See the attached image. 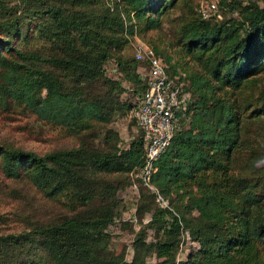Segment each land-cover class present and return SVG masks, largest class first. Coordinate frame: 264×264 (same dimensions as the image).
<instances>
[{"label": "trees", "instance_id": "16d2710c", "mask_svg": "<svg viewBox=\"0 0 264 264\" xmlns=\"http://www.w3.org/2000/svg\"><path fill=\"white\" fill-rule=\"evenodd\" d=\"M11 1L0 0V108L20 106L77 135L78 145L44 155L0 145L7 177L26 178L66 206L0 235V264H264V4L221 0L227 15L218 6L220 18L204 19L197 5L178 20L176 41L199 71L187 81L167 68L188 97L155 162L152 183L170 201L161 208L136 177L140 130L123 144L106 126L130 114L146 89L147 63L122 55L128 35L160 28L185 0H121L122 15L91 10L89 0ZM35 34L45 45L32 47ZM134 184L136 211L124 220L117 191ZM145 214L131 260L111 252L109 226ZM183 232L197 248L180 259Z\"/></svg>", "mask_w": 264, "mask_h": 264}, {"label": "rangeland", "instance_id": "374dc122", "mask_svg": "<svg viewBox=\"0 0 264 264\" xmlns=\"http://www.w3.org/2000/svg\"><path fill=\"white\" fill-rule=\"evenodd\" d=\"M60 0H57L59 2ZM200 0H185L179 7L171 9L167 15L164 14L162 26L158 29H150L140 31L135 28L133 35H128V44L124 46L122 55L125 57H133L135 49L140 43L147 44L152 48H156L160 52L169 68L176 71L189 81V76L194 72L199 71L197 63L186 56L183 52L181 44L176 41L175 28L178 25V20L182 19L183 15H187L190 10H197V5ZM217 1V6L221 15H227L229 12L225 7H221L220 1ZM249 1V0H243ZM263 5V0H256ZM22 0H12L11 3L21 4ZM91 10H102L109 8L110 12L115 13L120 11L124 14L121 0H89ZM68 5V4H67ZM102 8V9H101ZM126 18V17H125ZM133 22V21H132ZM31 35L32 47L43 46L46 42L41 37ZM44 50V48L39 47ZM40 67H43L40 65ZM112 72L108 70V73ZM264 79V73H262ZM98 128V127H97ZM106 128L115 130L123 144L129 143L131 140L138 138L140 132L130 114L115 115L113 120ZM105 128V129H106ZM100 131L101 128H98ZM95 146L102 147V142L99 138L94 141ZM0 145L10 146L12 148L21 149L24 151H32L38 155L45 153L75 147L78 145V136L74 135L65 129L55 126L51 123L39 120L34 114L19 107L11 110L0 108ZM113 178L122 177L120 175L112 176ZM131 177V176H130ZM134 177V175H133ZM135 178V177H134ZM132 177L130 178V180ZM136 185L126 186L117 191V197L120 202L117 210L124 220H128L135 214L138 197L136 195ZM144 192L145 190L142 189ZM170 205V201L165 198ZM155 202V201H154ZM156 204V203H155ZM66 212L65 204H61V200H50L40 193L26 178H9L0 169V235L17 233L28 228L32 222L47 220L58 217ZM191 216H196L195 211L190 213ZM136 220L132 224H122L121 220L109 226V231L112 234L110 240V250L115 255H120L124 260L130 261L133 255L132 242L134 241L137 232L142 227L140 221L144 223L149 214H145L143 219L136 216ZM146 240L152 241L154 234L152 231L146 230ZM197 244L188 238L183 232L181 245L178 251V258L185 259L191 250H195ZM150 261L154 259L149 258Z\"/></svg>", "mask_w": 264, "mask_h": 264}, {"label": "built area", "instance_id": "2783aa9c", "mask_svg": "<svg viewBox=\"0 0 264 264\" xmlns=\"http://www.w3.org/2000/svg\"><path fill=\"white\" fill-rule=\"evenodd\" d=\"M198 11L204 19L220 18L215 0H200ZM134 56L147 63L146 70L142 72L146 89L130 112L141 132L144 148V162L136 177L143 187L154 194L157 206L167 208L168 202L152 183V176L156 171L155 162L168 147L178 127L177 113L184 106L188 94L184 92L182 84L175 83L169 77L166 61L151 46L140 43Z\"/></svg>", "mask_w": 264, "mask_h": 264}]
</instances>
